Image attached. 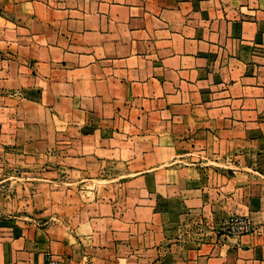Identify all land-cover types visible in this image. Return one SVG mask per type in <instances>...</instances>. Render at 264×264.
<instances>
[{
	"label": "crops",
	"instance_id": "0c3cea01",
	"mask_svg": "<svg viewBox=\"0 0 264 264\" xmlns=\"http://www.w3.org/2000/svg\"><path fill=\"white\" fill-rule=\"evenodd\" d=\"M0 167V264H264V0H1Z\"/></svg>",
	"mask_w": 264,
	"mask_h": 264
},
{
	"label": "rangeland",
	"instance_id": "374dc122",
	"mask_svg": "<svg viewBox=\"0 0 264 264\" xmlns=\"http://www.w3.org/2000/svg\"><path fill=\"white\" fill-rule=\"evenodd\" d=\"M41 171L0 167V216L12 218L31 216L34 193L39 184L33 178L38 177ZM222 236L224 237L223 231Z\"/></svg>",
	"mask_w": 264,
	"mask_h": 264
},
{
	"label": "built area",
	"instance_id": "2783aa9c",
	"mask_svg": "<svg viewBox=\"0 0 264 264\" xmlns=\"http://www.w3.org/2000/svg\"><path fill=\"white\" fill-rule=\"evenodd\" d=\"M1 1V0H0ZM223 235L226 237H241L253 232L251 221L246 217H232L223 221ZM44 264H65V262L52 254H48Z\"/></svg>",
	"mask_w": 264,
	"mask_h": 264
}]
</instances>
